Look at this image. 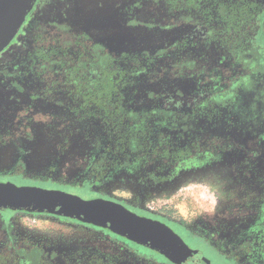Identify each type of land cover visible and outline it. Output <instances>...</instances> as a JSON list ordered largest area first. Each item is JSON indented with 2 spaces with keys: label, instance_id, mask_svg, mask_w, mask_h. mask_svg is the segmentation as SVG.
Wrapping results in <instances>:
<instances>
[{
  "label": "flooded vegetation",
  "instance_id": "obj_1",
  "mask_svg": "<svg viewBox=\"0 0 264 264\" xmlns=\"http://www.w3.org/2000/svg\"><path fill=\"white\" fill-rule=\"evenodd\" d=\"M9 14L0 183L120 205L210 264H264V0H36ZM24 216L74 232L34 233ZM25 259L177 264L103 227L0 210V264Z\"/></svg>",
  "mask_w": 264,
  "mask_h": 264
},
{
  "label": "water",
  "instance_id": "obj_2",
  "mask_svg": "<svg viewBox=\"0 0 264 264\" xmlns=\"http://www.w3.org/2000/svg\"><path fill=\"white\" fill-rule=\"evenodd\" d=\"M35 2L36 0H0V22L14 9L25 17ZM0 210L69 217L108 229L159 252L177 264H210L199 252L192 251L168 227L139 217L114 203L101 200L84 201L61 192L0 183Z\"/></svg>",
  "mask_w": 264,
  "mask_h": 264
},
{
  "label": "rangeland",
  "instance_id": "obj_3",
  "mask_svg": "<svg viewBox=\"0 0 264 264\" xmlns=\"http://www.w3.org/2000/svg\"><path fill=\"white\" fill-rule=\"evenodd\" d=\"M18 28L16 17L9 14L0 22V49L4 48L13 37ZM201 192L196 194L201 198ZM22 226L34 233L46 235L50 238L69 239L74 228L64 222L43 216H24L20 219ZM21 264H33V261L25 259Z\"/></svg>",
  "mask_w": 264,
  "mask_h": 264
}]
</instances>
